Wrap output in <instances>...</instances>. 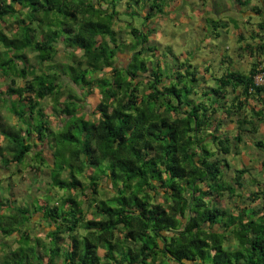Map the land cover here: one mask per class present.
I'll return each instance as SVG.
<instances>
[{
    "label": "clouds",
    "instance_id": "clouds-1",
    "mask_svg": "<svg viewBox=\"0 0 264 264\" xmlns=\"http://www.w3.org/2000/svg\"><path fill=\"white\" fill-rule=\"evenodd\" d=\"M0 264H264V0H0Z\"/></svg>",
    "mask_w": 264,
    "mask_h": 264
}]
</instances>
